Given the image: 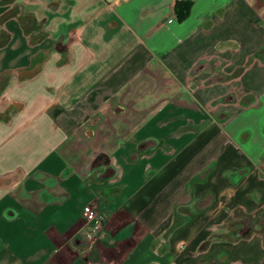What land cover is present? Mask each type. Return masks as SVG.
I'll list each match as a JSON object with an SVG mask.
<instances>
[{"label": "crops", "instance_id": "obj_1", "mask_svg": "<svg viewBox=\"0 0 264 264\" xmlns=\"http://www.w3.org/2000/svg\"><path fill=\"white\" fill-rule=\"evenodd\" d=\"M178 1L0 0V264H264V0Z\"/></svg>", "mask_w": 264, "mask_h": 264}, {"label": "built area", "instance_id": "obj_2", "mask_svg": "<svg viewBox=\"0 0 264 264\" xmlns=\"http://www.w3.org/2000/svg\"><path fill=\"white\" fill-rule=\"evenodd\" d=\"M82 217L85 224L81 251L90 253L99 239L105 225V218L100 214L96 201L90 202L84 207Z\"/></svg>", "mask_w": 264, "mask_h": 264}, {"label": "trees", "instance_id": "obj_3", "mask_svg": "<svg viewBox=\"0 0 264 264\" xmlns=\"http://www.w3.org/2000/svg\"><path fill=\"white\" fill-rule=\"evenodd\" d=\"M190 8H191V1L189 0L176 2L174 6V11L177 15V18L180 20L184 19L189 14ZM250 225H252V221H250ZM241 236H245V235L242 234Z\"/></svg>", "mask_w": 264, "mask_h": 264}, {"label": "rangeland", "instance_id": "obj_4", "mask_svg": "<svg viewBox=\"0 0 264 264\" xmlns=\"http://www.w3.org/2000/svg\"><path fill=\"white\" fill-rule=\"evenodd\" d=\"M263 215V216H261ZM259 215V218L252 220V225H250V221H245L244 227H246V231L245 228H243V234L246 235V233H248V231H252V229H258V230H262L264 233V214ZM264 237V234H263Z\"/></svg>", "mask_w": 264, "mask_h": 264}]
</instances>
